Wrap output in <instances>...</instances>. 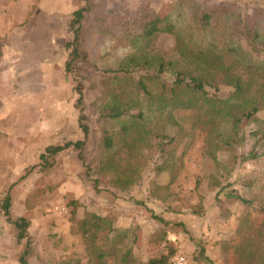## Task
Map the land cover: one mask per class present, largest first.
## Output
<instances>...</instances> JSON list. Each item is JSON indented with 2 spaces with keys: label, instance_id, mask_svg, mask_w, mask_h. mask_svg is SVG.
I'll use <instances>...</instances> for the list:
<instances>
[{
  "label": "rangeland",
  "instance_id": "1",
  "mask_svg": "<svg viewBox=\"0 0 264 264\" xmlns=\"http://www.w3.org/2000/svg\"><path fill=\"white\" fill-rule=\"evenodd\" d=\"M11 1L0 0L2 17L6 16L4 6H10ZM33 1L27 22L6 32L4 46L9 45L3 59L0 56V264H21L26 239H18L13 223L20 217L29 221V264H67L74 258L87 264L81 236L71 233L68 203L72 199L80 202V220L97 213L112 217L117 226H136L133 253L138 259L146 261L172 248L171 258L182 254L188 264H225L220 242L233 236L238 216L246 212L253 221L262 216L257 204L247 206L228 196L231 191L251 199L264 193V155H249L253 144L249 132L256 128L255 123L243 125L237 148L218 152V160L204 155V133L200 130L195 131L188 147L180 144L177 153L183 157L184 168L170 185L167 201L149 197L153 182H169L167 172L156 171V163L165 156L163 152L154 154L142 172L141 182L120 197L110 193L107 177H100L95 185L73 147L50 156L47 164L41 159L47 146L84 139L79 120L82 113L89 127L82 156L87 161L94 156L100 131L91 105L100 101L104 78L122 74L120 70L127 68L131 56L138 51L133 44L141 39L140 26L134 20L146 9L162 19L170 17L182 29L184 15L180 14H185L188 6L178 4L179 0ZM199 2L204 7L234 6L244 14H253L256 9L264 11V0ZM83 7L88 10L82 20L80 55L72 60L71 48L66 47L75 37L70 22L74 11ZM103 18L105 22L101 24ZM174 45L172 35L160 33L150 41L148 51L170 54ZM68 61L71 68L67 69ZM131 74L136 76L134 71ZM164 76L170 80L169 75ZM80 83L81 103L76 91ZM210 84L208 92L220 97L233 91L218 79H212ZM257 115L264 118V109ZM33 165L36 168L22 178ZM217 181L220 184L214 186ZM7 194L11 196L9 216L2 207ZM153 213L169 223H161ZM201 249L211 263L202 259ZM234 258L231 256L232 261Z\"/></svg>",
  "mask_w": 264,
  "mask_h": 264
},
{
  "label": "trees",
  "instance_id": "2",
  "mask_svg": "<svg viewBox=\"0 0 264 264\" xmlns=\"http://www.w3.org/2000/svg\"><path fill=\"white\" fill-rule=\"evenodd\" d=\"M181 3L188 6L185 14L178 13L184 15L182 29L170 17L162 19L146 9L134 20L140 26L138 37L141 39L133 44L138 46V51L131 56L127 68L120 70L122 74L104 78L100 101L91 105L100 131L94 156L89 161L82 156L89 134V127L83 122L86 116L82 113L79 120L84 139L47 146L41 155L46 164L50 156L73 147L79 152L86 174L94 177L95 185L100 177H107L110 193L120 197L141 182L142 172L154 154L163 152L165 156L156 163V171L167 172L169 182L167 185L153 182L149 197L167 201L170 185L184 168L178 146L184 143L188 147L196 130L204 133V155L218 160V152L237 148L243 125L255 123L256 128L249 132L253 139L249 155L251 158L264 155V118L257 115L264 109V11L256 9L253 14H244L229 5L204 7L199 0H179L178 4ZM87 10L83 7L74 11L70 22L75 37L66 47L71 48L72 60L80 55L78 45ZM108 28L109 24L104 30ZM160 33L174 37L172 53L148 51L150 41ZM3 47L4 38L0 35V56ZM66 66L71 68V62ZM212 79L231 86L233 91L227 97L211 94L206 87ZM76 91L81 103V83ZM178 110L188 113L178 115ZM35 168L31 166L22 178ZM219 184L217 181L214 186ZM228 196L238 198L247 206L257 204L262 216L254 221L246 212L238 216L233 236L220 242L225 264H264V193L251 199L231 191ZM79 205L78 199L68 203L71 233L81 236L87 264H171L172 248L146 261L138 259L133 253L136 226L120 227L112 217L97 213L80 220ZM2 207L5 215H10V194L5 196ZM152 216L165 225L169 223L160 215L153 213ZM13 223L18 239H26L19 261L29 264V221L20 217ZM102 233L106 235L102 237ZM199 254L203 260L212 262L203 249ZM67 264H80V259H71Z\"/></svg>",
  "mask_w": 264,
  "mask_h": 264
},
{
  "label": "crops",
  "instance_id": "3",
  "mask_svg": "<svg viewBox=\"0 0 264 264\" xmlns=\"http://www.w3.org/2000/svg\"><path fill=\"white\" fill-rule=\"evenodd\" d=\"M7 4H8V2H7ZM33 4H34L33 0H28V2L27 1L26 2L21 1V3H19L18 1H15V0H12L9 3L10 6H4L6 11L3 12V14L4 13L6 14L5 17H2V11L0 10V35L2 37H4V36L6 37V32L7 33L11 32L8 29L12 28V30H14L15 26H17L18 23L21 24V23H24V21L26 23L27 22L26 18L28 16V14L30 12H32V5ZM26 26H27V24H25L24 28ZM15 29L17 30L18 28H15ZM22 41H24V40H22ZM21 43L22 42H19L18 44H21ZM25 43H26V41H25ZM8 45H9V43H5V46L3 47V50H2L3 56L1 57V59H3V57L6 55L5 52H6V48L8 47ZM42 46H43V44H42ZM1 59H0V61H1Z\"/></svg>",
  "mask_w": 264,
  "mask_h": 264
},
{
  "label": "built area",
  "instance_id": "4",
  "mask_svg": "<svg viewBox=\"0 0 264 264\" xmlns=\"http://www.w3.org/2000/svg\"><path fill=\"white\" fill-rule=\"evenodd\" d=\"M171 264H188V262L184 255L177 254L171 258Z\"/></svg>",
  "mask_w": 264,
  "mask_h": 264
}]
</instances>
